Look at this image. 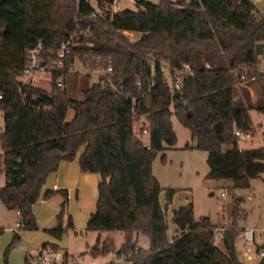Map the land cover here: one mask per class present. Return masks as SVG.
Here are the masks:
<instances>
[{"label": "trees", "instance_id": "obj_1", "mask_svg": "<svg viewBox=\"0 0 264 264\" xmlns=\"http://www.w3.org/2000/svg\"><path fill=\"white\" fill-rule=\"evenodd\" d=\"M112 1L0 0L2 205L18 213V230L35 232L33 207L60 195L56 226L45 230L60 239L73 229L70 218L63 224L67 193L41 192L61 162L77 161L82 174L100 178L86 231L121 233L117 258L129 264H244L235 249L237 203L220 246L214 243L215 227L208 218L195 221L191 204L172 213L176 236L169 242L166 207L159 203L163 190L152 164L176 144L174 117L196 149L207 154V180H229L240 188L264 175V149L240 150L234 135L253 133L250 111L264 113V75L256 71L255 56L256 45H264V17L250 0H159L157 5L134 0L136 9L121 13L112 12ZM92 12L96 20L90 19ZM73 31L80 32L81 43L49 73V90L20 80L29 49L41 42L45 61ZM123 33L140 37L130 42ZM75 62L90 73L110 67L105 78L112 85L94 83L83 101L69 99L56 84ZM185 65L193 76L183 78L174 92L163 71L174 76ZM253 82L261 93L256 104L248 92ZM69 112L73 117L67 121ZM174 194L165 190L167 205ZM139 234L148 237V250L137 246ZM18 240L15 234L13 242ZM107 252L97 242L89 254Z\"/></svg>", "mask_w": 264, "mask_h": 264}, {"label": "rangeland", "instance_id": "obj_2", "mask_svg": "<svg viewBox=\"0 0 264 264\" xmlns=\"http://www.w3.org/2000/svg\"><path fill=\"white\" fill-rule=\"evenodd\" d=\"M157 5L159 0H145ZM175 2L176 0H170ZM260 13L264 12V0H250ZM120 9L115 11L121 13L126 10H135L134 0H118ZM130 41L135 42L139 39L138 34L124 33ZM256 71L264 75V51L262 55L256 56ZM86 70L80 63L75 62L71 70L65 75L86 77ZM90 82H96L94 77H87ZM20 80L35 87L49 90L50 74L47 72H34L29 76H21ZM244 86V85H243ZM250 99L253 104L261 98L260 86L253 82L248 87ZM249 115L257 129L256 135L249 140L237 141L240 150L264 149V114L250 111ZM73 114H67V121L71 120ZM172 128L176 135V144L173 148L159 153L152 164L153 176L159 182L163 190L159 196V203L162 208L166 207V221L168 225L167 239L171 240L176 236V230L172 224V213L189 204L193 206V217L195 221L201 218H208L215 227L214 243L220 246V238L224 230L229 229L232 224V213L235 204L238 205L239 215L237 218V230L260 229L264 231V175H259L256 179L249 180L247 186L237 188L229 180H207L208 167L206 165L207 154L199 151L195 147V141L190 132L184 128L173 117ZM140 125H135L134 129L138 132ZM3 128V119L0 113V132ZM145 140V138H143ZM187 147V148H186ZM1 152V151H0ZM165 157L162 162L161 158ZM3 177L0 176V186ZM175 191L172 201L167 205L165 190ZM223 196L220 197V194ZM94 199L91 203H96L97 192L94 191ZM49 200V199H48ZM47 201V200H46ZM61 203H52L50 206L41 203L36 211L39 220V228L35 232H24L16 230L15 233L10 229L19 223L18 217L7 212L0 204V264H24L21 262L24 249L21 248L20 238L13 242L15 234L36 235L40 239H47L49 242L59 246L68 256L77 259L78 264H129L124 258H117L120 246L124 238L121 233L111 232H87L86 222L89 217L87 207H80L74 200L67 204L63 218L64 227L67 225L68 218L71 219L73 229H66L60 239H55L48 235L44 228H51L55 225L56 215L59 213ZM94 206V205H93ZM92 207V205H91ZM55 210V212H54ZM37 222V220H36ZM38 224V222H37ZM137 246L143 250L150 247L148 237L139 234L136 236ZM99 242L100 249L105 245L108 252L99 257H92L89 251ZM235 249L239 259L244 264H254L247 261L242 256L241 236L235 240Z\"/></svg>", "mask_w": 264, "mask_h": 264}, {"label": "built area", "instance_id": "obj_3", "mask_svg": "<svg viewBox=\"0 0 264 264\" xmlns=\"http://www.w3.org/2000/svg\"><path fill=\"white\" fill-rule=\"evenodd\" d=\"M80 2L81 0H77ZM118 0H113L111 4V9L113 13L120 9ZM96 12L90 14V19L96 20L98 18ZM263 17L264 15L261 14ZM79 31H73L68 40L61 46L60 50L52 56H49L45 61L41 58L42 45L38 42L34 48H31L26 53V61L20 68V76H29L34 72H47L51 73L61 68V61L64 59L65 55L69 53L72 47L80 45ZM124 35V33H123ZM87 47L91 48L92 44H87ZM97 62L101 59L97 58ZM71 70V69H70ZM69 70V71H70ZM68 71V72H69ZM87 72V71H86ZM112 74V69L107 67L104 71L90 73L87 72V76L94 77L96 79L95 83L101 82L102 84H111L110 80L105 78ZM164 80L171 85L172 91L177 92L180 89V82L183 78L192 77V72L188 65L183 66L182 71L176 75H170L167 69H164ZM66 75V74H65ZM65 75L58 79L56 86L60 89L64 88V78ZM113 87V86H112ZM117 93L121 91L120 88H113ZM1 98V97H0ZM141 122L145 123V119L141 118ZM142 127V124H138ZM141 137L146 138L148 136L146 127L143 128L141 132ZM235 137L240 141L244 142L251 138L249 133H241L240 131H235ZM223 193L220 194V197ZM16 230L19 229V224H16ZM242 239V256L247 261H252L254 264H264V231L260 229H244L241 234ZM25 264H78L77 259L68 256L63 251L52 248L49 246H42L37 250L26 252L24 258Z\"/></svg>", "mask_w": 264, "mask_h": 264}, {"label": "crops", "instance_id": "obj_4", "mask_svg": "<svg viewBox=\"0 0 264 264\" xmlns=\"http://www.w3.org/2000/svg\"><path fill=\"white\" fill-rule=\"evenodd\" d=\"M260 14L264 15V12L260 13ZM87 77H88L87 74H86V77H81V76H78V77H76V76L70 77L69 76L68 77V75L65 76V78H64V89H65L69 99H71L73 101H79V102L84 100V92L87 91L95 83V82L94 83L90 82ZM261 114H264V113H261ZM250 119H251V117H250ZM251 122H252V120H251ZM252 126H253L254 131L250 135H251V137H254L256 135L257 129L255 128L253 122H252ZM99 181H100V178L96 174H82L79 170L77 161L61 162L57 171L54 174H51L47 178L46 183H45L44 187L42 188L41 193L45 194L46 192L66 191V193H67V204H70L74 200V202H76L83 209H84V207H87L88 210H85V211H87V214L89 213V216H90L95 211V208H96V203H91V202L94 199L93 198L94 197V191L96 190V192H97V186H98ZM3 184H4V179H3L0 187H2ZM96 200H97V198H96ZM41 203L46 204V206H50V205H52V203H62V198L60 195L56 194V195H53L47 201L39 200L37 202V204L33 207V213H34V216L38 222V224H37L38 228L40 227L39 226L40 224H39V220H38L39 218L37 215L36 208ZM0 204L2 205L1 201H0ZM67 204H66V206H67ZM91 205H92V207H91ZM2 207L4 208L3 205H2ZM59 209H60V206H59ZM7 212L14 214L16 217H18V213L15 211H7ZM54 212H55V210H54ZM88 219H89V217H88ZM18 220H19V217H18ZM16 224H18V223H16ZM16 224L14 227L10 228L13 233L16 232V228H15ZM55 226H56V219H55V225L52 228L50 226H48L49 228L46 227V228H44V230L53 229V228H55ZM175 230H176V228H175ZM19 238H20V242H21L20 243L21 248L24 249V253H23L24 255L22 256L21 262H24L26 252H31V251L37 250L42 246H49V247L56 248V249L63 251L59 246L49 242L47 239H40L36 235L31 236L30 234L28 235L27 233H24V234H21ZM170 241L171 240H169V242ZM24 264H25V262H24Z\"/></svg>", "mask_w": 264, "mask_h": 264}, {"label": "water", "instance_id": "obj_5", "mask_svg": "<svg viewBox=\"0 0 264 264\" xmlns=\"http://www.w3.org/2000/svg\"><path fill=\"white\" fill-rule=\"evenodd\" d=\"M264 51V45L263 44H258L255 47V56L262 55Z\"/></svg>", "mask_w": 264, "mask_h": 264}]
</instances>
